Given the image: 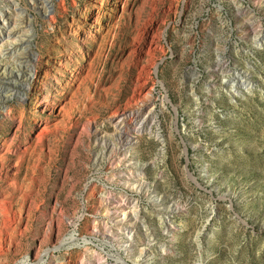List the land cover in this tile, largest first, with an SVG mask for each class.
<instances>
[{
    "label": "rangeland",
    "instance_id": "1",
    "mask_svg": "<svg viewBox=\"0 0 264 264\" xmlns=\"http://www.w3.org/2000/svg\"><path fill=\"white\" fill-rule=\"evenodd\" d=\"M0 10L16 23L12 32L20 29L21 58L26 40L40 55L43 92L58 103L66 96L69 106L63 117L36 104L38 90L27 85L22 94L19 80L0 75L10 86L0 105L12 109L0 106V149L10 140L11 149L26 147L20 158L0 154L12 223L0 264L27 256L26 264L42 256L44 264H264V47L255 45L263 43L264 0H62L52 20L30 0H0ZM101 11L98 43H85L83 29L98 25ZM235 71L252 91L239 84L242 93L232 95L225 80L240 82ZM131 110L144 131L114 171L111 117ZM44 119L49 134L37 139ZM132 163L139 174L128 172ZM153 192L163 210L149 200ZM118 223L132 227V239ZM71 233L78 239L70 242Z\"/></svg>",
    "mask_w": 264,
    "mask_h": 264
},
{
    "label": "bare ground",
    "instance_id": "2",
    "mask_svg": "<svg viewBox=\"0 0 264 264\" xmlns=\"http://www.w3.org/2000/svg\"><path fill=\"white\" fill-rule=\"evenodd\" d=\"M30 1L32 2L34 9H37L40 12L47 13L49 19L52 20L54 18L53 11L55 10L56 5L59 4L62 0H30ZM117 1L119 3L125 4L126 0H117ZM14 4H15L16 8L19 10V14H21L26 20H28V21L31 20V18H30L31 14L27 10V8L20 6L19 2L17 3L16 1L14 2ZM115 4H117V2H113V5H115ZM36 5H37V7H36ZM93 6L96 8V5H93ZM87 10H88V8H87ZM103 17H105V14H104V12L101 11L97 14L96 23H98V25H92V24L91 25H85V27L83 29L84 33H85V38H83V41L85 43L90 42V41H88V39L93 40L96 44L98 43L97 39L94 38L92 35V30H94V29L98 30V28H101L100 27L101 26L100 20ZM15 24L12 22V20H10L8 18V13L6 10H0V75L3 76V80L6 82L13 81L14 79L19 80L21 83V87H20V90H17V91L22 93V94L23 93L25 94L23 89H24V86L26 88L27 85H29L30 87H33L35 90H38L40 93V96H38V95L35 96V102L37 105H39V106L42 105V107H44V108L48 107V105H52L53 108L59 109V113H62L63 117H66V115H68V110H69V108H68L69 106L66 107V102H67V100L65 98L66 96L65 97L63 96V98H62L63 104H62V102L58 103L56 101L57 99L59 100L58 95H52V93L48 92V91L43 92L42 88L45 87L47 79H46V76H44L42 74V69H41L42 67L39 66L41 57L38 53H36L34 51L33 46L30 43V41L25 39L27 42V45H28L27 46L28 53L24 59H22L23 57L21 58L20 54L16 51V48H18L17 47V41H21L22 39H21L20 35L18 33H16L17 31L20 32V29L18 26H17V29L12 32V29H13L12 27L16 26ZM262 39H263V41H262L263 43H259L260 42L259 41V42H257V44H255L257 48H261L262 45L264 47V35H263ZM5 44H6V46H5ZM7 44H11V46H10L11 49L7 46ZM11 66H13L14 69H11ZM83 68H84V66H82V65L78 66L76 69V74L77 73L81 74L83 72ZM14 70H16V71H14ZM235 72H236L237 76L240 78V80H241L240 82H235L234 78H230V79L227 78L225 80L226 81L225 84L228 85L230 83L232 95L242 93L241 92L242 90L238 89L236 87L239 84H241L246 90L252 91L253 88L255 87L254 83L248 81V78L244 77L242 75V73L237 72V71H235ZM245 74L248 75L249 73L246 72ZM74 76H76V75H74ZM5 87L7 88L5 90L8 91V88L10 86L9 87H8V85L2 86L0 84V90L4 89ZM21 88H22V90H21ZM222 88L226 89L225 86H222ZM0 106L4 107V113L5 114H11V112H12L11 108H9V107L7 108L4 105H0ZM65 113H66V115H65ZM118 114L119 113L115 114L114 117H111V121H113L115 124V132L112 135V136H114V137H112L113 139H110L108 141V140H106V137H105V140L107 141L106 143H107V150H108L107 152H108L109 159L112 156H117V159H118V161L111 162V167L114 171L115 170L116 171L121 170L122 169L121 167H123L124 165H127L126 162H124V159H126L127 157H130L129 155L131 154L132 149H134V146H135L136 141L138 140V137L141 134H143V131H144L142 121L138 120V118L136 117L137 114L134 111L131 110L125 116L121 115L117 119ZM43 122L45 124L43 123V125L40 127L39 131L35 135L37 139L44 140L45 138H47V136L49 134L48 129H47L48 120L44 119ZM57 122H58V119L55 120V123H57ZM100 137H102V136L100 135ZM99 139L100 138L98 135V140ZM2 144H4V142ZM10 144H11V140H10V142L5 141V144L2 146V149H0V154H1V152H4L3 151L4 149H6V151H9V150L13 151L17 155L16 157L20 158L21 154L23 153V151L25 150L26 147L23 149L21 147V145L17 144L16 146L14 145L13 149H11ZM103 160H104V153L103 154L101 153L98 155V157L94 161L95 166L102 164ZM16 163H17V160H16L15 164ZM128 168H129L128 172L130 174H135V172L138 174L140 173L136 163H132L131 165H128ZM136 186H137L136 189H139V190L146 187V185L142 182V180H139V182H138V184H136ZM148 198L150 201L157 203V205L159 207H162V210H163V208H165V204L162 203V197L157 192H153V193L149 194ZM105 201L110 202L111 199L105 198ZM129 203H131V202H129ZM8 209L9 208L7 206V202H5L3 197L0 196V212H1V214H0L1 215V217H0V254L3 253L4 249L6 248V245H7L6 242H8L12 238V223H11V218L8 216ZM118 209L122 210L121 207H118ZM123 211H125V210H123ZM136 215H137L136 213H133V215H131V216L130 215L125 216L124 221L126 219L128 220L131 217H133V220H134V216H136ZM164 218H165V221H168V222L171 221V216L169 213H166L164 215ZM117 226H118L117 232L125 233V235L129 239L133 238L134 230L132 229V227H129V226H126L123 224H119V223L117 224ZM69 239H70V242H71V240L72 241L75 240L76 235L74 233L73 234L71 233L69 235ZM83 239L86 242L89 240L86 237H83ZM70 242H68V240L66 242L65 241L61 242L62 244H59L52 249L45 250L44 255H48V254H50V251L58 249L59 247H61L63 245V243L68 244L67 245V248H68L70 246ZM112 247H114V246H112ZM122 247L131 248L132 247L131 242L130 241L124 242V243L122 242ZM5 252H6V250H5ZM117 254H118V252H117ZM28 259L29 258L27 256L19 264H26ZM116 259L121 260L124 263L126 262L119 254L117 255ZM44 263H45V259L42 256L34 264H44Z\"/></svg>",
    "mask_w": 264,
    "mask_h": 264
}]
</instances>
